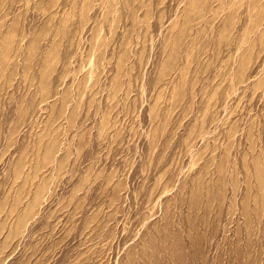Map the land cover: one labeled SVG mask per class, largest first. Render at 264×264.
Masks as SVG:
<instances>
[{"label":"rangeland","instance_id":"374dc122","mask_svg":"<svg viewBox=\"0 0 264 264\" xmlns=\"http://www.w3.org/2000/svg\"><path fill=\"white\" fill-rule=\"evenodd\" d=\"M0 264H264V0H0Z\"/></svg>","mask_w":264,"mask_h":264}]
</instances>
